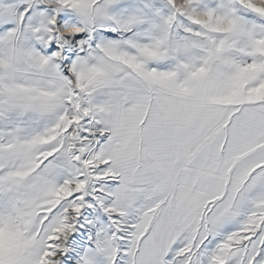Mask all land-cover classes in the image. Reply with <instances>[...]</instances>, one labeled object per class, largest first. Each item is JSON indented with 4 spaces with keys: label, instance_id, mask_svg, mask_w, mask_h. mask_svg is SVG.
I'll use <instances>...</instances> for the list:
<instances>
[{
    "label": "snow or ice",
    "instance_id": "snow-or-ice-1",
    "mask_svg": "<svg viewBox=\"0 0 264 264\" xmlns=\"http://www.w3.org/2000/svg\"><path fill=\"white\" fill-rule=\"evenodd\" d=\"M0 264H264V0H0Z\"/></svg>",
    "mask_w": 264,
    "mask_h": 264
}]
</instances>
